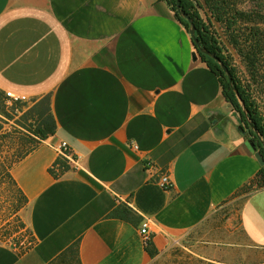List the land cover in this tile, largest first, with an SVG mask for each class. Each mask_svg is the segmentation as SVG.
Here are the masks:
<instances>
[{"label": "crops", "instance_id": "crops-1", "mask_svg": "<svg viewBox=\"0 0 264 264\" xmlns=\"http://www.w3.org/2000/svg\"><path fill=\"white\" fill-rule=\"evenodd\" d=\"M0 90L48 96L56 124L10 166L33 244L0 242V264H51L75 242L78 264H264V188L244 189L256 150L166 0H0ZM9 131L14 153L25 130Z\"/></svg>", "mask_w": 264, "mask_h": 264}, {"label": "trees", "instance_id": "trees-1", "mask_svg": "<svg viewBox=\"0 0 264 264\" xmlns=\"http://www.w3.org/2000/svg\"><path fill=\"white\" fill-rule=\"evenodd\" d=\"M166 2L174 11L177 19L188 30V22L178 14L175 0H166ZM179 2L181 10L185 11L192 19L195 36L200 46L219 57L231 73L233 86L244 101L248 116L256 127L258 135L248 128L241 113L239 101L220 65L209 56L199 53L201 60L217 75L225 100L239 113L244 135L253 144L255 150L259 151L264 160V146L260 141V139L264 141V1L179 0ZM200 10L203 11L204 16L201 15ZM226 45L233 50L238 59V65L233 62L232 56L228 54ZM7 98L11 97L0 90V114L7 119H12L13 116L6 110L4 104V100ZM13 105L12 109L22 105V103L14 100ZM27 117L34 118V123L26 127L28 132L34 136L27 138L28 141L34 143L32 147L55 133L56 124L51 113L48 96L41 98L21 116V119ZM1 127L0 124V129ZM32 147L18 153L7 166V177L23 205L26 199L11 178L9 169L15 159L20 158ZM54 165H58L60 172L68 168L63 158H57ZM50 171L54 176L60 173L55 172L54 168H51ZM263 188L264 165L259 168L250 185L244 189L248 191ZM112 215L131 221L134 212L130 207L121 205L112 212ZM145 249L151 257L157 253L150 241ZM67 256L69 259L66 258ZM51 264H78L77 243L71 245Z\"/></svg>", "mask_w": 264, "mask_h": 264}, {"label": "rangeland", "instance_id": "rangeland-1", "mask_svg": "<svg viewBox=\"0 0 264 264\" xmlns=\"http://www.w3.org/2000/svg\"><path fill=\"white\" fill-rule=\"evenodd\" d=\"M200 13L202 16H204L202 10H200ZM215 28L217 29V26ZM226 47L228 49V54H230L233 58V62L238 65V59L233 50L227 45ZM14 100L19 101L22 103V105L15 106L12 109L14 106ZM4 104L6 110L13 116V118L7 119L0 114V124L2 126L0 129V242L9 243L18 247L19 249H26L33 244V240L29 229L19 217L18 211L23 204H21L19 195L7 177V166L14 158V155L23 152L24 150L32 147L34 144L33 142L27 140L28 137L32 138L34 136L29 133L26 128L27 125L34 123V118L27 117L26 119H21V116L35 104H32V101L30 100L18 98H7L4 100ZM8 122L15 123L21 127V129L25 130L24 135L20 137V146H18L17 152L14 153H8V151H6V149L10 147V143L5 142V137H10L9 134L11 132L9 131V133H1L5 127V124ZM179 264L191 263L181 259Z\"/></svg>", "mask_w": 264, "mask_h": 264}, {"label": "water", "instance_id": "water-1", "mask_svg": "<svg viewBox=\"0 0 264 264\" xmlns=\"http://www.w3.org/2000/svg\"><path fill=\"white\" fill-rule=\"evenodd\" d=\"M175 6H176V10H177L178 14L181 17H183L184 19H186V21L188 22V25H189L188 31H189V33L191 35V38L193 40V43H194L195 48L197 50V53H203V54L209 56L210 58L214 59L220 65L222 71L227 76V79H228L230 87L234 91V93H235V95H236V97H237V99L239 101L241 113L243 114V116H244V118H245V120L247 122L248 127L253 132H255L256 135H258L256 127L253 125L252 121L250 120V118L248 116V111H247V109L245 107L244 101L241 99L237 89L233 86L232 76H231V73L229 72L227 66H225L223 64V62L220 60V58L217 57L214 53H212L209 50H207L206 48H203V47L200 46V44H199V42H198V40H197V38L195 36L194 24L192 22V19L190 18V16L185 11L181 10L179 0H175ZM239 130H240L241 133H244V129H243L242 126H239ZM260 141H261L262 145L264 146V141L262 139H260ZM251 146L253 147V149H255L252 143H251ZM255 157H256L257 161L259 162V164L261 166L264 165L263 157L261 156L259 151H255Z\"/></svg>", "mask_w": 264, "mask_h": 264}, {"label": "built area", "instance_id": "built-area-1", "mask_svg": "<svg viewBox=\"0 0 264 264\" xmlns=\"http://www.w3.org/2000/svg\"><path fill=\"white\" fill-rule=\"evenodd\" d=\"M55 150L58 154V157L60 158H69L70 157V147L69 145L63 141L60 140L56 145H55ZM54 167V165H53ZM149 169H153L154 167L153 165H149ZM157 183L163 187L164 189H170L172 187V183L169 179L168 174L164 171V172H160L159 176L157 178ZM149 221L148 220H144L141 222L140 226H139V233L141 234V237L143 239V243L145 244V246L148 244V242L150 241L151 238V231L149 229Z\"/></svg>", "mask_w": 264, "mask_h": 264}]
</instances>
